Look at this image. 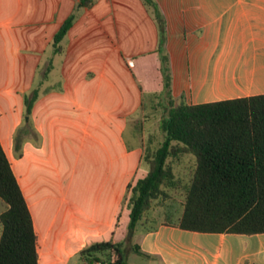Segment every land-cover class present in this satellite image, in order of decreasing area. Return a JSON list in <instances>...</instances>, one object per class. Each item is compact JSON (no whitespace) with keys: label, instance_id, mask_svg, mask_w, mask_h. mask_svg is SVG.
<instances>
[{"label":"crops","instance_id":"crops-1","mask_svg":"<svg viewBox=\"0 0 264 264\" xmlns=\"http://www.w3.org/2000/svg\"><path fill=\"white\" fill-rule=\"evenodd\" d=\"M153 2L163 42L144 0H0V143L31 213L38 264H85L84 248L128 235L127 187L148 166L141 134L125 131L143 114L144 93L163 89L161 42L175 99L264 94V0ZM129 247L139 258L125 264H264V233L161 220L134 232ZM98 256L114 262L108 251Z\"/></svg>","mask_w":264,"mask_h":264},{"label":"trees","instance_id":"trees-1","mask_svg":"<svg viewBox=\"0 0 264 264\" xmlns=\"http://www.w3.org/2000/svg\"><path fill=\"white\" fill-rule=\"evenodd\" d=\"M94 0H80L90 6ZM163 42L164 23L153 0ZM76 18L68 16L54 35L55 52ZM158 48L163 77L159 93H144L142 109L162 110L158 145H144V177L129 183L128 231L145 227L151 210L168 205L172 192L182 190L175 220L163 223L185 230L211 233H264V94L190 104L171 92L168 55ZM152 142V140L150 139ZM17 147V146H16ZM192 154L193 168L188 181L176 175L174 163ZM0 198L5 210L0 214V264H38L37 235L31 213L0 143ZM166 208V206H165ZM136 253L142 254L133 245ZM108 251L113 264H125L124 240L95 242L81 251L85 264H100L98 254Z\"/></svg>","mask_w":264,"mask_h":264},{"label":"rangeland","instance_id":"rangeland-1","mask_svg":"<svg viewBox=\"0 0 264 264\" xmlns=\"http://www.w3.org/2000/svg\"><path fill=\"white\" fill-rule=\"evenodd\" d=\"M162 115V110H157L155 113H152L147 108L143 110V114L133 119L129 123L127 130L125 131V137L130 139L134 129L141 134L142 143L144 145L151 144L153 146L158 145L159 141L162 139V135L158 130L159 118ZM152 140V142L150 141ZM194 156L192 154H187L184 156L183 161L174 164L175 173L178 176H182L184 181L187 182L189 178V173L193 168ZM171 199L167 201L168 205H164L157 210H151L150 214L147 216V221L144 222L145 227H150L160 221L162 218L167 217L172 220H175L174 213L180 209V201L183 198L182 190L172 192ZM166 206V208H165ZM174 212V213H173ZM134 239V233L131 232V236L127 234L124 237V250H125V260L127 257L128 262L136 261L139 256L133 252H130L131 243ZM129 253V254H128ZM128 254V255H127Z\"/></svg>","mask_w":264,"mask_h":264},{"label":"water","instance_id":"water-1","mask_svg":"<svg viewBox=\"0 0 264 264\" xmlns=\"http://www.w3.org/2000/svg\"><path fill=\"white\" fill-rule=\"evenodd\" d=\"M128 236H131V232L130 231L128 232Z\"/></svg>","mask_w":264,"mask_h":264}]
</instances>
